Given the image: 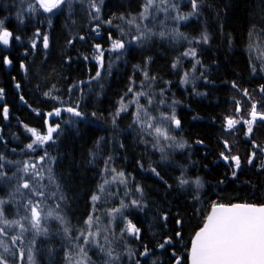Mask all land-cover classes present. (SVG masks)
I'll return each mask as SVG.
<instances>
[{
	"label": "trees",
	"instance_id": "1",
	"mask_svg": "<svg viewBox=\"0 0 264 264\" xmlns=\"http://www.w3.org/2000/svg\"><path fill=\"white\" fill-rule=\"evenodd\" d=\"M196 2L194 11L192 0H155L141 19L146 0H66L51 13L37 9L26 17L35 0H0V33L12 36L10 48L0 45V194L9 219L17 207L27 216L20 186L34 170L23 169H42L36 186L44 196L36 201L52 215L36 243V264H69V254L76 264L89 217L100 244L118 257L89 244V264H188L212 204L264 206L258 158L235 176L224 159L234 97L263 84L264 0ZM133 18L138 29L127 23ZM114 40L124 47L113 50ZM190 51L195 56L185 55ZM140 106L154 124L163 116L180 121L159 123L172 139L135 122L138 110L146 119ZM57 109L61 119L49 121ZM56 125L51 140L27 147L36 139L29 129L46 135ZM129 221L138 237L125 231Z\"/></svg>",
	"mask_w": 264,
	"mask_h": 264
},
{
	"label": "snow or ice",
	"instance_id": "2",
	"mask_svg": "<svg viewBox=\"0 0 264 264\" xmlns=\"http://www.w3.org/2000/svg\"><path fill=\"white\" fill-rule=\"evenodd\" d=\"M39 6L45 11V12H52L53 9H56L60 7L61 4L65 2V0H38ZM166 0H161V3H165ZM155 6V0H146L144 12L140 14L141 19H147V12L150 8H153ZM174 7V5H173ZM192 8L195 11L197 8V2L196 0H192ZM99 9H97V12ZM190 13L189 15H191ZM178 19H187L185 16H179ZM110 23V21H109ZM127 23L129 25H135L138 29L140 27L139 24H136L135 18L128 20ZM159 35L163 37L165 35L164 32H160ZM182 35V34H178ZM11 36V33L8 31H3L0 33V41H2L4 44L9 43V37ZM144 34L142 33L140 37H136L137 39H142ZM16 39H19V37H16ZM81 39H83L81 37ZM205 41H207V36L205 35L203 37ZM44 47H48V37L45 36L43 38ZM99 47V46H97ZM124 47L123 42L121 41H113L112 49H122ZM191 54L192 56H195V51H190V53H185V55ZM5 62L10 63V61L5 60ZM175 67V65H173ZM99 76V72L96 74ZM19 87V85H17ZM131 91V89H129ZM261 91L264 92V88H261ZM3 93V89L0 88V94ZM46 95H48L46 93ZM144 95V93H137V96ZM245 95L247 93L245 92ZM150 102V101H149ZM132 103H136V101H132ZM141 109H143V106H140ZM126 106L122 103L121 104V110H125ZM7 108H4V116L7 117ZM68 112H72L75 116H81V113L79 111H76L73 108H68ZM56 115L60 114V110H56ZM51 115V114H49ZM119 115V113H117ZM252 119L245 121V123L249 124L248 132L249 134L252 131L251 124L255 121L257 117L256 112V104L253 103L252 105V111L250 113ZM143 116L146 117V119H142L141 117V111L138 110L136 114V123H139L143 126H145L147 129H151L157 134V137H163L165 140L172 139L168 135V132L166 129L159 126V123L162 122V120H172L175 122L176 126H180V121L175 118L174 115L172 116H163L161 121H158L157 124H154L153 121L157 120L156 117H153L149 115L147 109H143ZM260 118L264 120V114L260 115ZM236 123H238L237 120L228 119L227 125L228 128L231 129ZM58 127V126H57ZM30 132L36 137V139L31 143L28 144L27 147L29 149L33 148V144H36L37 142L39 144H43L49 140L52 139V133L56 131V128L49 127L46 135L38 134L34 129H29ZM151 134V133H149ZM159 142V140H157ZM177 147L183 148L184 144L180 143L177 145ZM225 147H227V142H225ZM223 155V153H222ZM255 154L253 153V156ZM0 159H3V157H0ZM41 161L44 160V157L40 158ZM225 160H228V156H224ZM231 160L234 161L235 168H240V158L239 156H232ZM248 163H252V159L248 160ZM0 167H3L0 165ZM29 167H31L34 171L32 175L30 176L28 181H25L20 187L24 189L29 190V194L31 196H37V197H43L44 191L41 187H37L36 185H39V182L41 179H43L41 173L42 169H38L36 164L31 165H25L24 172L27 173L29 170ZM153 172H155V169H152ZM3 173H0V176H2ZM119 175L122 177L124 174L119 173ZM157 176H159V173H156ZM236 175V172L233 171V176ZM31 181H35V184H33ZM123 182V181H121ZM107 183V181H105ZM180 183L187 184V180H181ZM196 184L199 185L200 181L197 180ZM20 187L16 189L17 192L20 191ZM101 189H103V185H101ZM98 199L97 196H93V200ZM6 203L4 200H0V224L3 225V227H0V234L7 235L6 229L10 228L12 226H19L21 230V234L18 236H15L12 238V243L15 244L17 240H20L23 233L29 231L30 229L26 228L24 224H22L19 220H8L5 217L3 205ZM133 205L140 206L139 202L137 200H133L131 202ZM26 208L30 210L31 216L30 218L28 216H25L24 219L28 220L31 228L36 229L37 232L41 231V213L39 211V201L33 202L31 199L28 200L27 205H25ZM127 207V205L122 204L121 208ZM115 212H120V209H115ZM52 212L48 213V216H51ZM60 218V217H57ZM62 219V218H61ZM89 226V230L87 233L81 232L80 237H83L82 244L77 245L78 251L75 253L78 259H76V264H89L90 258L87 255V251L85 246L89 244H94L96 247L100 248L101 251H106L107 256L111 259H118V257L113 256V252L111 249L105 250L103 246L100 244L97 237L100 235L99 230L96 232L91 231L92 226V217H89L88 221L86 222ZM43 231H46L44 229ZM65 232H68L69 229L65 228ZM129 234H134L137 237L139 236V229L131 223V221L128 222V225L125 229ZM179 235V233H177ZM80 237H77L76 239L79 240ZM107 240V237L104 238ZM171 243L170 240L165 241L164 243L160 244L159 246L161 248L164 247L165 244ZM191 264H264V206L256 207L252 204H232L231 206H227L225 204H212L211 206V213L206 217V221L204 222L203 226L199 229L198 232L195 234V238L191 242ZM0 246L4 247V252H8L9 248L7 246L2 245V242H0ZM148 251L145 250L142 255H147ZM131 255V253H130ZM21 256H23V253H21ZM72 255L69 254V264H71L72 261ZM31 259V257H29ZM0 264H7V260L3 255H0ZM106 264H110L109 262H106ZM138 264V262H137Z\"/></svg>",
	"mask_w": 264,
	"mask_h": 264
},
{
	"label": "rangeland",
	"instance_id": "3",
	"mask_svg": "<svg viewBox=\"0 0 264 264\" xmlns=\"http://www.w3.org/2000/svg\"><path fill=\"white\" fill-rule=\"evenodd\" d=\"M65 2L61 4L60 7H62L65 4ZM36 4H37L36 6L30 5L29 7H27L24 14L23 13L22 14L24 16L25 15L31 16V14L35 13L37 9L44 13V10L39 6V3L36 2ZM11 40H12V36L9 37L10 45H11ZM1 47L7 48L5 46H1ZM254 49H257V46L254 47ZM262 78H263L262 79L263 84H261L260 87H257V89H253V90L245 89L243 92L241 91L239 95H236L234 97L233 104L236 107H232V112L230 113L231 115L229 116V118L225 120V128H226V134H227L226 142L228 144H227V152L224 156L229 157L228 160H230V162L234 166L233 169L235 172H238L240 168L238 171L235 170L236 168H235L234 161L231 160L232 156H239L240 161H241L240 167H243L245 165L247 167L251 166L252 163L250 165L248 163V160L252 159L253 161V157L255 156L258 158L256 165L264 167V159L262 161V158L264 157V120L260 118V115L264 114V92L261 91V88H264V74L263 73H262ZM245 92L247 93V95H245ZM253 103L256 104V112L258 115L255 121L251 124L252 131L249 134L248 132L249 124L245 123V121L252 119L250 113L252 111ZM228 119L237 120L238 123H236L231 129H229L227 125ZM56 127L57 125L54 126V128ZM241 128L242 129L244 128V131H245V132H242V135L240 134ZM57 130L58 129H56V131L52 133V136L57 132ZM255 137L257 140L254 139L255 140L254 142L248 143L247 148L245 147L246 148L245 149L242 143L244 142L247 143L248 140L250 141L251 138H255ZM240 147H243L244 149ZM253 153L255 154L254 156H253ZM20 181L22 182L23 178ZM42 182L43 180H40L39 183H42ZM15 189L16 188H14L11 191V195L8 194L9 197L11 198L14 197L15 195L14 193H16ZM23 190L27 191V194L25 195V198H26L25 205H27L29 199H31L34 203L37 202L36 201L38 199L37 196H31L29 194L28 189L23 188ZM1 199L2 197L0 194V200ZM2 200L6 201L5 199H2ZM6 204H9V202L6 201V203L2 206L4 209L5 217L8 220H19L22 224L25 225L26 228L30 230L27 232H24L21 239L17 240L16 243L13 244L12 238L20 235L21 230L19 226H12L10 228H7L6 229L7 235L0 234V242H2V245L7 246L9 248V251L4 252V247L0 246V255H3L6 258L7 262L10 264H15L14 262L11 263L9 261V260L12 261L13 259L14 260L16 259L15 261H17V263L19 264H36V258H35L36 257V243H37L38 238L41 237L40 234H44V231L42 230L44 222L49 221L51 217L48 216V214H46L45 207L42 206V204L39 202V211L41 213V231L37 232L36 229L31 228L29 221L24 219L25 212L19 210L18 207L16 208L17 209L16 213L13 215L11 219H9L8 218L9 213H6V210H5ZM26 210L28 213L27 216L30 218L31 216L30 210L28 208H26ZM0 227H3V225L0 224ZM21 253H23V256H21ZM29 257H31V259H29Z\"/></svg>",
	"mask_w": 264,
	"mask_h": 264
},
{
	"label": "water",
	"instance_id": "4",
	"mask_svg": "<svg viewBox=\"0 0 264 264\" xmlns=\"http://www.w3.org/2000/svg\"><path fill=\"white\" fill-rule=\"evenodd\" d=\"M36 1H38V0H36ZM46 13H50V12H46ZM0 44H1V46H5V47H10V43H8V44H4L2 41H0ZM61 118V115L59 114V115H56L55 114V112H53L50 116H49V121L50 120H52V119H60ZM56 129H58L57 127H56ZM227 206H231V205H227ZM254 206H256V205H254ZM256 207H260V206H256ZM210 213H211V211H210ZM209 213V214H210ZM206 221V220H205ZM199 231V230H198ZM197 231V232H198ZM195 238V235H194V237L192 238V240ZM192 242V241H191ZM191 246H192V244H190V250H189V255H188V264H191Z\"/></svg>",
	"mask_w": 264,
	"mask_h": 264
},
{
	"label": "flooded vegetation",
	"instance_id": "5",
	"mask_svg": "<svg viewBox=\"0 0 264 264\" xmlns=\"http://www.w3.org/2000/svg\"><path fill=\"white\" fill-rule=\"evenodd\" d=\"M36 1V0H35ZM37 3H39L38 1H36ZM54 10V9H53ZM45 12V11H44ZM46 13V12H45ZM51 13V12H50ZM262 158V157H261ZM255 159V157H253V160ZM264 157L262 158L263 161ZM253 162V161H252ZM236 171H238L239 169H235Z\"/></svg>",
	"mask_w": 264,
	"mask_h": 264
}]
</instances>
